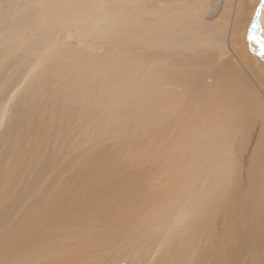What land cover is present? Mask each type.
I'll return each instance as SVG.
<instances>
[{
    "label": "bare ground",
    "instance_id": "bare-ground-1",
    "mask_svg": "<svg viewBox=\"0 0 264 264\" xmlns=\"http://www.w3.org/2000/svg\"><path fill=\"white\" fill-rule=\"evenodd\" d=\"M63 1L68 2L65 7ZM145 2L150 4L141 7ZM46 3L57 4L65 15H85L93 7H103L114 21L108 29L116 44L110 51L114 71L104 67L108 59L74 63L67 50L60 55L70 65H61L57 56L51 59L68 89L79 96L89 93L88 108L111 107L105 115L106 124L114 131L109 157H98L81 190L88 200H96L98 179L102 177L108 185L116 178L122 193L105 207L123 222L111 230L116 232L112 239L124 238L125 231L146 235L168 221L170 233L159 235L152 253L137 264H157L163 245L169 263L191 264L190 258L203 240V227L207 223L217 227L220 209L230 214L234 227L249 228L262 237L264 156L257 153L253 136L256 132L257 141L264 143V0ZM120 42L125 50L118 48ZM81 51L74 50V54ZM250 57L259 60L262 70ZM35 70L36 65L28 67L27 74L0 103V135L30 80L37 81V87L45 84ZM250 148L246 167L241 157ZM144 163L152 165L136 171ZM174 181L182 182L176 187ZM189 202H193L192 219L179 225L188 214L185 208ZM48 207L41 201L40 215L32 222L10 218L11 225L0 223V264H34L31 233L43 222ZM4 213L5 206L0 216ZM175 231L178 234L173 237ZM216 238L220 246L216 264H225L237 239L227 233H217ZM88 239L85 247L94 242L97 253L106 259L111 245ZM45 250L46 246L42 254ZM173 250L177 256L170 261L167 255ZM42 260L43 264H73L70 257L51 250ZM94 264H102L101 259L97 257Z\"/></svg>",
    "mask_w": 264,
    "mask_h": 264
},
{
    "label": "rangeland",
    "instance_id": "rangeland-1",
    "mask_svg": "<svg viewBox=\"0 0 264 264\" xmlns=\"http://www.w3.org/2000/svg\"><path fill=\"white\" fill-rule=\"evenodd\" d=\"M46 2L0 0V103L20 83L28 67L36 65L35 73L39 72L40 79L45 81L37 87V81L30 80L0 135V210L5 206L0 223L5 225L6 221L7 226L11 225L10 218L16 221L31 219L32 222L40 215L38 206L45 200L49 206L47 215L36 232L31 233L34 264H43L42 258L50 250L70 257L73 264H94L97 257L102 264H137L152 253L160 242L159 235L170 233L171 224L164 221L162 226L148 230L149 234L128 235L125 231L124 238L121 235L120 239H112L116 232L111 230L123 222L105 207L122 193L116 178L113 177L108 185L102 177L98 179L96 200H88L85 190H81L92 176L98 157L109 155L114 131L112 125L106 124L105 115L111 107L88 108L89 93L79 96L68 89L62 72L57 71L51 61L57 56L58 61H63L61 65H70L71 62L64 61L60 55L67 50L71 51L74 63H103L108 59L104 67L114 71V55L110 51L116 44L108 34L114 24L110 19L112 15L103 7H93L85 15H65L57 4L47 5ZM61 3L65 7L68 2ZM149 4L145 2L141 7L147 8ZM249 24L246 23V27ZM121 37L124 38L122 34ZM118 44L120 50H125L123 43ZM74 50L83 51L74 54ZM254 58L250 57L251 63L261 66ZM262 75L264 78L263 72ZM132 105L135 106V102ZM258 136L255 132L253 145L257 153L264 156V143L257 141ZM251 151L250 148L249 153L241 157L246 161V167ZM151 165L140 164L136 171ZM85 170L89 172L85 173ZM174 182L177 187L182 181ZM192 209L193 202H189L185 208L188 214L177 222L179 225L192 219ZM220 213L217 227L208 223L203 227V240L190 263L216 264L220 249L217 233H227L237 240L230 248L225 264H264V235H255L249 228L234 227L230 214L223 209ZM98 232L103 235H97ZM177 234L175 231L173 237ZM86 235L95 238L100 245H111L106 259L97 253L94 242L90 241L91 246L85 247L89 240ZM164 249L165 245L157 264H172L165 258ZM176 256L173 250L167 258L175 261ZM180 256L184 257L183 253Z\"/></svg>",
    "mask_w": 264,
    "mask_h": 264
},
{
    "label": "snow or ice",
    "instance_id": "snow-or-ice-1",
    "mask_svg": "<svg viewBox=\"0 0 264 264\" xmlns=\"http://www.w3.org/2000/svg\"><path fill=\"white\" fill-rule=\"evenodd\" d=\"M261 7L264 8V3L261 4Z\"/></svg>",
    "mask_w": 264,
    "mask_h": 264
}]
</instances>
